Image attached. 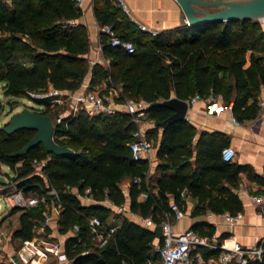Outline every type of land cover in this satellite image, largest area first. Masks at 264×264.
<instances>
[{"label":"trees","instance_id":"1","mask_svg":"<svg viewBox=\"0 0 264 264\" xmlns=\"http://www.w3.org/2000/svg\"><path fill=\"white\" fill-rule=\"evenodd\" d=\"M102 1L95 7L100 24L110 23L117 35L135 44L133 52H126L111 45L107 34L102 33L103 54L109 59L106 64H91L86 56L89 37L84 24L74 22L81 9L73 0H0L3 94L28 96V90L49 85L75 90L89 70L92 83L104 76L115 85L121 83L117 98L145 100L148 115L154 119V125L147 129L156 145L154 182L148 188V159L131 155L128 141L135 123L125 111L88 114L79 109L64 116L53 131L54 139L71 149L62 154L47 150L42 143L24 154H15L35 130L21 128L8 133L4 129L7 122L0 125V162L16 170L12 179L18 187L38 194L48 187L57 190L61 202L58 231L67 233L78 226L64 239L70 264H139L157 256L152 228L123 215L104 245L89 247L88 216L98 214L105 219L112 211L110 203L120 205L128 199L133 212L160 222L165 212L171 211V200L185 208L183 190L195 198L191 215L208 210L236 213L243 209L242 199L234 190L239 173L246 171L249 177L264 181L249 163L223 159L221 150L229 144L225 132L202 129L194 140L197 128L186 118L164 126L157 124L173 112L161 103L172 94L185 99L196 93L203 97L220 95L231 103L232 113L240 121L254 118L257 96L264 89V23L238 18L181 23L155 34L139 29L131 34L125 30L129 21L122 7L111 0ZM40 102L48 104L45 99ZM34 158L45 159L42 173L35 171ZM127 176L131 178L128 198L120 185ZM0 184L4 186L7 181L0 180ZM86 186L96 201L85 202L76 195L74 189L84 193ZM8 190L2 188L3 192ZM143 190L147 196L138 199ZM51 199L47 194L46 200ZM45 208L43 201L29 207L11 206L10 213L20 210L13 236L19 240L33 237ZM192 227L202 233L214 231L207 221ZM254 264H264V255Z\"/></svg>","mask_w":264,"mask_h":264},{"label":"built area","instance_id":"2","mask_svg":"<svg viewBox=\"0 0 264 264\" xmlns=\"http://www.w3.org/2000/svg\"><path fill=\"white\" fill-rule=\"evenodd\" d=\"M78 6L83 0H73ZM121 7L128 10L125 0H118ZM139 28L155 34L157 30L152 29L143 22H138ZM100 30L107 34L109 42L113 46H117L126 52H133L135 44L132 39L124 38L117 35L110 23L100 24ZM59 89H52L53 94H57ZM216 95L210 93L206 97L209 101H213ZM72 98L70 102L71 109L69 114L76 113L79 109L84 110L88 114L112 113L115 111H125L130 113L135 127L131 132V138L128 141L129 149L133 158L138 159L145 157L150 165V152L154 149L155 143L152 137L148 136L147 129L150 125H154V119L148 115L146 110L147 102L143 99H133L125 97L122 99L115 98L101 89L91 88L89 81H82L79 88L69 94ZM202 97L196 93L187 101H194ZM63 97H54L52 102L61 101ZM257 104L259 115H264V97L257 96ZM258 116L257 121L263 122V119ZM61 114L55 116L56 121L53 122L56 128L57 124L62 121ZM235 124L240 123V120L235 116L232 117ZM54 128V129H55ZM221 154L224 160H233L236 155V150L231 145H225ZM45 163V159H33L35 171L41 172V166ZM149 169L146 172V182L148 188ZM135 180H138L135 178ZM264 180V172H263ZM1 185V184H0ZM1 187V186H0ZM154 189V188H153ZM240 192L244 193L245 189L241 188ZM76 195L84 197L87 201H96L91 194L89 186L84 188V193L75 192ZM147 190H143L138 195V199H143L147 196ZM5 202L9 206L17 205L21 207H29L37 204L39 201L46 202V208L43 212L42 220L36 225L37 228L44 231L48 226V240L37 241V237L33 236L30 239H21L18 246L10 254V260L13 264H43L48 254H52L57 264H68L69 257L65 250V244L62 237L65 233L56 234L54 232L52 222L58 217L61 209L58 192L54 187H48L45 193L38 194L29 189L25 190L22 187H15L11 190L3 192ZM52 196L50 201L46 200V195ZM184 190L181 196L184 197ZM251 201L255 204L260 212H264V181L263 189L256 193L250 194ZM104 200L102 202H105ZM108 202V201H107ZM109 203V202H108ZM111 207L117 212H121L125 207L124 203L120 205L111 204ZM170 212H165L160 222L153 220L151 216L143 217V225L153 229L156 223H160L162 227L161 237H157L153 243V248L157 253L156 257H149L139 264H254L255 261H261L264 255V239L259 240L253 245H243L234 239L221 238L215 232L210 234L202 233L194 229L192 226L185 227L182 230L175 231L170 221V214H174L176 218L184 215L185 210L176 201H170ZM223 217L228 222H236L242 216L241 212L230 213L224 211ZM118 225L107 221V218H102L98 214H92L87 219L86 241L89 247L93 245H104L111 234L115 231ZM78 229L75 225L72 231ZM86 249L85 251H87ZM15 255L16 258L13 256Z\"/></svg>","mask_w":264,"mask_h":264},{"label":"crops","instance_id":"3","mask_svg":"<svg viewBox=\"0 0 264 264\" xmlns=\"http://www.w3.org/2000/svg\"><path fill=\"white\" fill-rule=\"evenodd\" d=\"M111 1L115 5H120L118 0ZM102 2V0H83L82 4L79 5L81 14L74 20V22L83 23L86 28L89 37V48L86 52V56L89 58L91 64L94 62L106 64L109 61L103 54L101 44V34L103 32L100 30V22L95 16V7L101 6ZM125 2L129 10L126 11L122 8L126 19L129 21V25H125V30L131 32V34H134L139 29L147 31L139 28L138 22H143L152 29L158 31L181 24L183 19V11L177 0H125ZM90 77L91 70L87 72L83 81H89L90 84ZM48 87L53 89L51 85ZM116 87L120 90L121 83H117ZM61 90L63 93L71 94L76 89L74 91L72 90V92H70V89ZM258 95L264 97V89H262ZM186 114V119L197 128L194 140L198 138L202 129H218L225 132L229 137L228 145L233 146L236 150V155L233 160L239 163H249L253 170L263 177L264 115H259L263 119L261 123L255 118L256 115L254 118L246 119L235 124L232 121L234 115L232 113L231 103L227 104L220 95H216L213 101H209L207 97L203 96L194 101H189ZM151 126H153V124L149 127ZM150 158L149 173L154 172L157 174L155 170L157 162L156 145L150 152ZM19 163H16V166L19 165ZM239 175L237 185L234 187V190L238 193L243 202V209L240 210L242 216L238 221L228 222L224 219L223 212L215 213L210 210L191 215L190 211L195 204V198L184 190V198L186 200V206L184 208L185 213L179 218H176L174 214H170V221L173 229L179 231L185 227L192 226L196 222L207 221L213 225V232L218 234L221 238L234 239L246 246L253 245L259 240L264 239V212H260L250 199V194L263 189V181H259L254 177H249L246 171H241ZM241 188L245 189L244 193L240 192ZM155 189L156 188H154V190ZM74 191L77 192L75 189ZM80 198L85 202H91L87 201L84 197ZM128 212L131 214L129 218L143 224V217L139 213L130 210ZM127 215L128 213H126L125 216ZM122 217L118 215L115 216L114 214L108 215L107 221L118 225ZM57 218L51 223L56 234L59 232L57 229ZM203 228L206 229L207 225H204ZM70 234H73L70 230L65 233L62 237L63 241L65 237ZM43 264H57V262L54 259L48 261L47 256ZM68 264H70V260ZM123 264L127 263L123 262Z\"/></svg>","mask_w":264,"mask_h":264},{"label":"water","instance_id":"4","mask_svg":"<svg viewBox=\"0 0 264 264\" xmlns=\"http://www.w3.org/2000/svg\"><path fill=\"white\" fill-rule=\"evenodd\" d=\"M183 11L181 23L195 24L203 21H222L238 18L259 19L264 17V0H177ZM161 103L172 108L173 112L157 124L164 126L166 123L187 118L188 101L172 94L161 100ZM21 128L34 129V134L27 142L17 149L15 154H24L30 148L42 143L44 147L55 153H69L70 147L59 144L53 137L54 123L48 113L29 107L14 113L5 125L6 132L11 133ZM0 180L2 176L0 175ZM153 232L157 237L162 235L160 223H156ZM15 258L16 256L13 255Z\"/></svg>","mask_w":264,"mask_h":264},{"label":"rangeland","instance_id":"5","mask_svg":"<svg viewBox=\"0 0 264 264\" xmlns=\"http://www.w3.org/2000/svg\"><path fill=\"white\" fill-rule=\"evenodd\" d=\"M259 21L264 23V17H260ZM2 65L0 63V99L2 105L0 107V125H3L9 122L10 117L22 110L24 107H29L38 111H42L43 109L48 110V114L51 116L53 122L56 121L55 116L57 114H61L62 116L69 115V111L71 109L70 102L72 100L69 97V94L63 93L62 90L59 91L57 94H53L52 88H42V89H35V90H28V96H8L3 94V84L4 80L1 79L2 74ZM105 81V82H104ZM91 88L101 89L106 93L110 94L111 96L117 98L120 94V90L109 81L108 76L102 77L99 81L90 82ZM72 92L73 89H70ZM74 91V90H73ZM63 97L61 101H54L52 102L51 99L54 97ZM41 99H45L48 101V104L40 102ZM259 116V111L256 117ZM255 117V118H256ZM19 163V162H18ZM0 175L4 181H7V184L0 185V264H13L10 260V254L14 249L18 246L19 240L13 236V230L15 227L19 225L18 215L20 210H17L13 213H10V207L8 203L5 202L4 194L2 191L3 187H8L9 190L13 189L16 185V181L12 179L14 175H16V170L12 169L8 164L0 162ZM155 173L150 172L148 175V183L152 185L153 181L155 180ZM131 178L129 176L124 177L120 181V185L123 188L124 192L128 198V189L130 185ZM85 200V199H84ZM124 208L121 212H117L112 208V211L109 215H115L122 217L128 213L127 217H131V214L128 212L131 210L129 206L128 199L124 202ZM50 230V229H49ZM48 230H40L39 228H34V235L37 237V241L48 240L50 237L48 236ZM56 260L52 254H48V261Z\"/></svg>","mask_w":264,"mask_h":264}]
</instances>
